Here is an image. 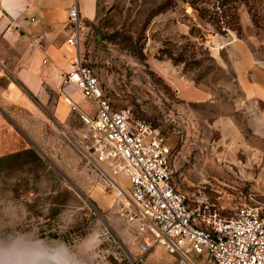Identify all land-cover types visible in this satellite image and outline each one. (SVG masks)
Masks as SVG:
<instances>
[{"label":"rangeland","instance_id":"rangeland-1","mask_svg":"<svg viewBox=\"0 0 264 264\" xmlns=\"http://www.w3.org/2000/svg\"><path fill=\"white\" fill-rule=\"evenodd\" d=\"M258 8L257 24L240 9L239 36L215 32L181 0H98L94 16L81 20V47L104 93L165 137L176 187L201 216L230 218L244 204L264 205V121H255L254 109L240 112L230 74H223L231 70L233 37L264 59V0ZM185 49L184 62L169 58ZM74 51L69 46L68 55ZM41 59L51 66V58ZM48 95L37 102L40 113L19 106L0 116V157L33 150L39 158L23 153L0 162V259L64 244L81 264H136L139 237L125 218L126 196L79 152L77 116L67 109L58 121V87ZM73 97L84 107L92 103ZM232 112L239 114V131L225 125ZM93 233L100 243L85 252L79 246ZM179 260L156 245L139 264Z\"/></svg>","mask_w":264,"mask_h":264},{"label":"built area","instance_id":"built-area-1","mask_svg":"<svg viewBox=\"0 0 264 264\" xmlns=\"http://www.w3.org/2000/svg\"><path fill=\"white\" fill-rule=\"evenodd\" d=\"M82 30L74 2L66 43L75 51L58 91L82 125L79 152L126 196L125 218L139 237L136 264L156 245L178 255L179 264H264V205L244 204L230 218L192 210L174 182L165 137L149 122L134 119L130 108L113 106L86 60ZM75 93L92 103L80 105Z\"/></svg>","mask_w":264,"mask_h":264},{"label":"crops","instance_id":"crops-1","mask_svg":"<svg viewBox=\"0 0 264 264\" xmlns=\"http://www.w3.org/2000/svg\"><path fill=\"white\" fill-rule=\"evenodd\" d=\"M74 2L81 20L94 16L98 0H0V116L7 118L4 112L19 106L40 113L37 102L47 101L48 93L59 86L73 56L68 55L66 37L68 11ZM228 45L231 70L223 74H230L235 99L243 104L240 112L254 109L259 112L255 121L260 117L263 122L264 59L245 40L233 37ZM45 57L52 59L50 67L43 66ZM67 109L62 99L53 110L58 121ZM238 115L224 116L227 128L240 130Z\"/></svg>","mask_w":264,"mask_h":264},{"label":"trees","instance_id":"trees-1","mask_svg":"<svg viewBox=\"0 0 264 264\" xmlns=\"http://www.w3.org/2000/svg\"><path fill=\"white\" fill-rule=\"evenodd\" d=\"M182 2L187 3L194 10L197 11L198 16L201 21L213 26L215 32L220 34H226L230 30L234 31L237 36L241 35V25H240V9L244 7L246 11L251 16L252 21L257 24L259 14L257 9H259V4L261 0H181ZM196 28L192 27L190 34L194 32ZM187 50L185 53H181L177 58L169 56V58L176 62H184ZM197 61L195 60L194 63ZM23 153L30 154L31 157H34V160H38L37 154L31 151H18L7 156L0 157V162L5 161L6 159L19 158Z\"/></svg>","mask_w":264,"mask_h":264},{"label":"clouds","instance_id":"clouds-1","mask_svg":"<svg viewBox=\"0 0 264 264\" xmlns=\"http://www.w3.org/2000/svg\"><path fill=\"white\" fill-rule=\"evenodd\" d=\"M95 233L85 238L80 248L85 252H92L100 243L99 237H95ZM14 259H10L7 262L0 259V264H81V261L75 254L64 244H61L52 250L45 253H36L29 250H22L19 253L12 254ZM43 257L42 259H32L31 257Z\"/></svg>","mask_w":264,"mask_h":264},{"label":"bare ground","instance_id":"bare-ground-1","mask_svg":"<svg viewBox=\"0 0 264 264\" xmlns=\"http://www.w3.org/2000/svg\"><path fill=\"white\" fill-rule=\"evenodd\" d=\"M39 259H42V258H39Z\"/></svg>","mask_w":264,"mask_h":264},{"label":"flooded vegetation","instance_id":"flooded-vegetation-1","mask_svg":"<svg viewBox=\"0 0 264 264\" xmlns=\"http://www.w3.org/2000/svg\"><path fill=\"white\" fill-rule=\"evenodd\" d=\"M1 258V257H0Z\"/></svg>","mask_w":264,"mask_h":264}]
</instances>
